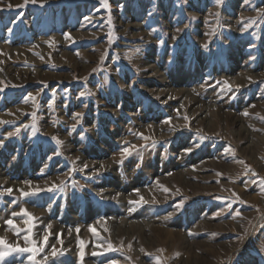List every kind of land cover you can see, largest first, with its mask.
<instances>
[{
	"label": "rangeland",
	"instance_id": "1",
	"mask_svg": "<svg viewBox=\"0 0 264 264\" xmlns=\"http://www.w3.org/2000/svg\"><path fill=\"white\" fill-rule=\"evenodd\" d=\"M105 3L0 0V264H264V0Z\"/></svg>",
	"mask_w": 264,
	"mask_h": 264
},
{
	"label": "snow or ice",
	"instance_id": "2",
	"mask_svg": "<svg viewBox=\"0 0 264 264\" xmlns=\"http://www.w3.org/2000/svg\"><path fill=\"white\" fill-rule=\"evenodd\" d=\"M32 2L33 3H35V0H32ZM101 2L102 3H105V0H101ZM216 2L217 3H220L221 2V0H216ZM105 6H107L106 5V3H105ZM9 7H11V5H9ZM193 19H195V17H193ZM66 37H67V34H66ZM205 47H206V45H205ZM33 100L35 99V97H31ZM77 116H79L80 114L79 113H77L76 114ZM244 115H248V113H244ZM53 140H56V142L59 144V143H62L61 141H59L58 140V138H56V137H53L52 138ZM128 149L127 148H124L123 149V152H125V153H128ZM85 167H87V165H85ZM27 183H31L30 181H28ZM62 183V182H61ZM57 187H59L58 185H55V184H53L52 185V188H57ZM49 190H51V189H49ZM166 190V189H165ZM8 191L9 192H11V189H8ZM24 214L26 215V216H28L29 217V221H31V219H32V217L30 216V214H28L26 211L24 212ZM13 215L15 216V215H18V214H16V213H13ZM237 215H239V213H237ZM6 224H8L9 226H14L13 225V220L12 219H8L7 221H6ZM49 227H51L50 225H49ZM89 230L91 231L92 229H91V227L89 228ZM28 231L30 232L31 231V228H29L28 229ZM79 231V229H77V232ZM25 239H27V237L25 238ZM5 242L3 241V240H0V244H4ZM81 247L83 248V243L81 242ZM16 251H20V252H24V251H30V249H26V248H18V249H15ZM8 254V252L7 251H0V260H2L3 258H4V256H6ZM95 254V253H94ZM53 255H55V252H53ZM81 259H83V251H81Z\"/></svg>",
	"mask_w": 264,
	"mask_h": 264
},
{
	"label": "bare ground",
	"instance_id": "3",
	"mask_svg": "<svg viewBox=\"0 0 264 264\" xmlns=\"http://www.w3.org/2000/svg\"><path fill=\"white\" fill-rule=\"evenodd\" d=\"M157 71V70H156ZM188 96V95H187ZM190 99V98H189ZM199 99V98H198ZM201 100V99H200ZM200 100H197V99H193V103L196 105V104H198L199 105V103L201 102ZM184 108V107H183ZM188 116V115H187ZM255 146H258L259 144L258 143H256L255 142V144H254ZM255 146H253L252 148H250V151H252V152H255ZM244 150V149H243ZM258 150V149H257ZM176 183H178V184H181L182 185V183H181V181L180 180H177V182ZM144 196H146V194H142V197H144ZM138 198V197H137ZM137 198H135V199H137ZM146 198V197H145ZM120 199V198H119ZM116 226V225H115ZM115 226L114 225H111L110 223L108 224H106V226H105V229H106V232L108 233L110 230H112V228L114 227L115 228ZM143 226V225H142ZM141 226V227H142ZM141 227H137V226H128V230H130V232L132 233V237H138V238H142V236H143V234L141 233V229L143 228H141ZM120 227H118V229H119ZM136 228V229H135ZM116 229V228H115ZM96 230V229H95ZM99 230H101V229H99ZM129 232V231H128ZM153 232H154V230H153ZM100 233V232H99ZM158 233V236H161V234H163L162 232H160V231H158L157 232ZM105 235V234H104ZM99 236V235H98ZM131 237V236H130ZM213 253H215L216 254V252L215 251H213ZM195 257V256H194ZM195 259V258H194ZM195 261V260H194ZM197 262V261H196ZM196 262H194V264H196Z\"/></svg>",
	"mask_w": 264,
	"mask_h": 264
}]
</instances>
